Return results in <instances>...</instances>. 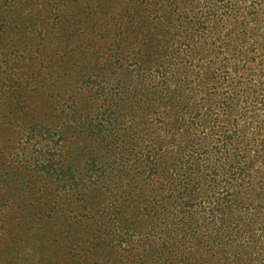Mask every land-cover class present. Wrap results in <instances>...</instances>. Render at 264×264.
Listing matches in <instances>:
<instances>
[{"label": "trees", "instance_id": "1", "mask_svg": "<svg viewBox=\"0 0 264 264\" xmlns=\"http://www.w3.org/2000/svg\"><path fill=\"white\" fill-rule=\"evenodd\" d=\"M50 1L0 0V264H264V0H59L79 66Z\"/></svg>", "mask_w": 264, "mask_h": 264}, {"label": "rangeland", "instance_id": "2", "mask_svg": "<svg viewBox=\"0 0 264 264\" xmlns=\"http://www.w3.org/2000/svg\"><path fill=\"white\" fill-rule=\"evenodd\" d=\"M58 1V2H57ZM59 0H51L48 4L51 5L47 7V11L44 13V21L46 22L47 27H49L50 32L46 33V36L43 38V43L47 47L55 48L56 45H59V50L65 51L68 53V56L72 58L73 60L77 61V65L79 66V11L76 13H72L69 11L65 12V9L60 6ZM72 1L67 0L68 5H72ZM42 19V18H41ZM41 21V22H44ZM64 21V27L60 28V22ZM28 25V24H27ZM8 29L16 28L20 29L18 27H14L13 24L8 25L6 27ZM42 28H46L43 24V26H37L35 32H37V35H40ZM33 29L28 25V30ZM47 30V29H46ZM11 37V38H10ZM3 43L0 47V62L3 61L6 63L5 65H8L7 67L17 66L19 71H23L28 63V57L34 58L35 53L33 51H28L27 47H23L24 40L23 37L18 38L16 35H14L12 32L10 33L9 37L7 39L2 40ZM38 41V40H37ZM15 61V62H12ZM32 62L41 63V60L34 58ZM1 67V64H0ZM3 68V67H2ZM18 79H13L10 81H6L5 83H1L0 86H3L2 89L5 91H13L18 97H21L24 91H28V88L31 85V79L29 78V74L25 75L22 74L21 76H18ZM72 85L77 86L79 82L71 81ZM26 87V88H25ZM24 88V90H23ZM49 93L51 92V87L49 88ZM67 87L65 88L64 92H67ZM56 90H53L51 92L53 94V97H55L57 100L54 102L53 107H73L74 104L72 103L73 95L70 96L73 92L71 91L68 94H64L63 97H61L60 100L54 95L56 94ZM26 94V93H25ZM70 96V97H69ZM27 98V96H26ZM5 104V101L0 100V107ZM12 107H31L27 102H14ZM26 134L19 136V141L25 142ZM24 146H21L23 148ZM24 257H27V254H24Z\"/></svg>", "mask_w": 264, "mask_h": 264}]
</instances>
